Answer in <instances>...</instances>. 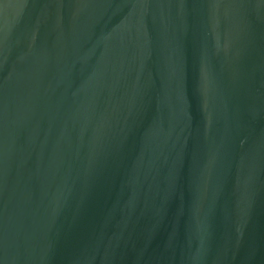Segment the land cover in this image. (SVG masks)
I'll return each mask as SVG.
<instances>
[{"label":"water","instance_id":"1","mask_svg":"<svg viewBox=\"0 0 264 264\" xmlns=\"http://www.w3.org/2000/svg\"><path fill=\"white\" fill-rule=\"evenodd\" d=\"M0 264H264V0H0Z\"/></svg>","mask_w":264,"mask_h":264}]
</instances>
